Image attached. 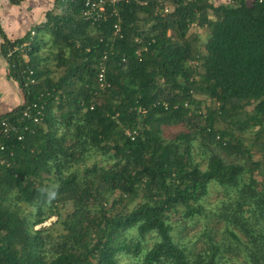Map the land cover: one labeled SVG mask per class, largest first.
I'll return each instance as SVG.
<instances>
[{
    "label": "trees",
    "instance_id": "trees-1",
    "mask_svg": "<svg viewBox=\"0 0 264 264\" xmlns=\"http://www.w3.org/2000/svg\"><path fill=\"white\" fill-rule=\"evenodd\" d=\"M50 1L25 38L11 41L0 28L5 58L30 42L10 58L24 103L0 125L45 106L41 122L21 123L23 141L0 135V264H119L121 254L143 255L141 264H220L211 237L190 260L169 221L182 210L201 215L214 184L227 194L217 217L249 264H264V3L177 0L160 15L157 0H144L99 27L81 17L87 0ZM193 26L208 32L204 52ZM93 155L108 166L79 167Z\"/></svg>",
    "mask_w": 264,
    "mask_h": 264
},
{
    "label": "rangeland",
    "instance_id": "rangeland-1",
    "mask_svg": "<svg viewBox=\"0 0 264 264\" xmlns=\"http://www.w3.org/2000/svg\"><path fill=\"white\" fill-rule=\"evenodd\" d=\"M224 3V2H221ZM226 3V2H225ZM250 5V2H248ZM191 33L196 32L199 36V44L202 47L204 52V45L207 42L208 32L206 29H202L198 26L191 27ZM203 100V97H201ZM203 106H212L211 101H205ZM177 129L167 130L169 136L177 133ZM197 161L203 163L202 157H198ZM98 163L99 165L108 166V161H105V157L101 155H96L86 161L85 164L80 165L79 167L91 166L93 163ZM202 165H205L204 163ZM226 190L222 187L217 186L216 184L210 186V191L207 197L203 199L201 205L203 206L202 214L196 215L192 219H187L184 215L185 210H182L178 214H171L170 222L174 227V237L175 241L179 244L180 247L185 249L189 254L190 260H194L198 253H204L209 250L210 241L208 237L213 239L212 243L220 247L219 256L217 259L220 264H249L246 258V252L244 247L237 243L230 233L227 231V226L225 223L221 222L217 217V212L219 211L221 202L226 198ZM142 201L139 198L136 202ZM134 204L131 205L133 207ZM24 212L29 215V213L34 212L35 209L27 208L25 205H22ZM61 207V205L59 206ZM73 207L67 205L62 208V212H71ZM58 221V217L50 218L42 226H37L35 229H40L41 227H50ZM231 230L237 233V235L242 239L243 237L240 233L234 228L230 227ZM137 232L131 231L128 234H125V237L128 241H135L137 238ZM157 237L155 235H150L147 237V240L143 243L144 246L150 248L155 243ZM143 255L139 257L129 256L127 254H121L118 257L119 264H141Z\"/></svg>",
    "mask_w": 264,
    "mask_h": 264
},
{
    "label": "built area",
    "instance_id": "built-area-1",
    "mask_svg": "<svg viewBox=\"0 0 264 264\" xmlns=\"http://www.w3.org/2000/svg\"><path fill=\"white\" fill-rule=\"evenodd\" d=\"M157 13L160 15H168L170 14L173 9L175 2L177 0H157ZM186 3H191L195 0H184ZM228 2H231V0H228ZM247 2H250V5L253 3H264V0H247ZM140 6L145 7L148 5L147 1L144 0H87L84 4V8L81 13V17L84 21L91 23L92 25L101 26L104 25L109 21V19L113 16L119 17L120 9L123 6ZM114 37L121 35V24L120 22H117L114 26ZM35 33H32V36ZM137 42L140 43V39H137ZM30 45V42L17 45L12 49L7 57L5 58L8 72L11 73V66H10V58L12 55L16 52H19L22 54H26V51L28 50V46ZM108 58V53L105 52L103 56V60L100 63V73L98 75V83L101 89H105L108 84L105 80V70H106V60ZM126 59L124 58V62ZM33 75V72L30 71V76L27 79L28 84H35L36 81L31 78ZM44 110L45 106L43 104H33L26 108L24 112L22 113L20 117V123L18 124H12L7 121H3L0 125V135L3 136L6 139L16 138L18 141L24 140V131L28 130V126L22 127L21 123H25L27 121L33 122V123H39L42 121L44 116ZM134 138V137H132ZM6 147L3 144H0V157L1 152L5 151ZM4 162V161H2Z\"/></svg>",
    "mask_w": 264,
    "mask_h": 264
},
{
    "label": "crops",
    "instance_id": "crops-1",
    "mask_svg": "<svg viewBox=\"0 0 264 264\" xmlns=\"http://www.w3.org/2000/svg\"><path fill=\"white\" fill-rule=\"evenodd\" d=\"M217 4L228 0H214ZM50 0H24L14 5L10 0H0V28L11 41L21 40L37 25L43 23L51 9ZM3 36L0 35V117L24 103L19 83L10 76L3 54Z\"/></svg>",
    "mask_w": 264,
    "mask_h": 264
}]
</instances>
